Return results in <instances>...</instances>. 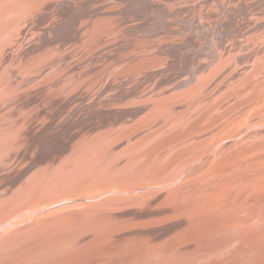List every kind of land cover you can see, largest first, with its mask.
Instances as JSON below:
<instances>
[{"label": "rangeland", "instance_id": "374dc122", "mask_svg": "<svg viewBox=\"0 0 264 264\" xmlns=\"http://www.w3.org/2000/svg\"><path fill=\"white\" fill-rule=\"evenodd\" d=\"M118 3L0 0V264H264V0Z\"/></svg>", "mask_w": 264, "mask_h": 264}, {"label": "bare ground", "instance_id": "6f19581e", "mask_svg": "<svg viewBox=\"0 0 264 264\" xmlns=\"http://www.w3.org/2000/svg\"><path fill=\"white\" fill-rule=\"evenodd\" d=\"M93 1V0H92ZM108 1H116V5H117V3L118 2H123V3H127V2H129V0H108ZM133 1V0H132ZM137 1V0H136ZM141 1V3L143 2V3H147V0H140ZM218 3H221L222 2V0H216ZM97 2V1H96ZM98 3H100V2H98ZM140 3V4H141ZM154 3V2H153ZM59 4V7H64L65 5L67 6V4H70L69 2L68 3H66V2H63L62 3V6H60V3H58ZM76 4H78V2H74V4H72V5H69V6H72V7H75V5ZM83 4V3H82ZM100 4H102V3H100ZM119 4V3H118ZM132 4V3H131ZM150 4V3H149ZM152 4V3H151ZM155 4V3H154ZM123 5V4H122ZM126 5V4H125ZM156 5H158L157 3H156ZM118 6H120V5H118ZM143 6V5H142ZM146 6V5H145ZM165 6V5H164ZM177 6V5H176ZM58 7V6H57ZM122 7V6H121ZM129 6H127V8H128ZM131 7L133 8V6L131 5ZM131 7H129L130 9H132ZM141 7V6H140ZM140 7H138L139 8V10H138V8H137V10L135 9V7H134V9L133 10H136L137 12H139L140 10H142V11H146L147 10V8L146 7H141V8H144V9H140ZM109 8V7H108ZM115 8H116V6H115ZM155 8V7H154ZM158 8V7H157ZM87 9H89V8H87ZM130 9H126L127 11H129ZM161 9V8H160ZM165 9V8H164ZM124 10H125V8H124ZM132 10V12H134ZM166 10V9H165ZM177 10L178 9H176V12H177ZM131 11V10H130ZM152 11V10H151ZM154 11H156V10H154ZM153 11V12H154ZM159 11V10H158ZM192 12L194 11L195 12V9H192L191 10ZM87 12V11H86ZM113 12V11H112ZM126 12V11H125ZM147 12V11H146ZM167 12V11H166ZM165 12V13H166ZM169 12V11H168ZM175 12V11H174ZM88 13V12H87ZM90 13V12H89ZM88 13V14H89ZM121 14H114L115 16H110V15H108V16H110V18H108V19H111V21L113 20V19H118V18H122V17H127L128 16V14L129 13H124L123 11H121L120 12ZM164 13V12H163ZM179 13H181L180 12V8H179ZM152 14V13H151ZM151 14H149V15H151ZM43 15H44V17H46V15L47 14H45V13H43ZM80 15V14H79ZM164 15V14H163ZM162 15V16H163ZM167 15V14H166ZM165 15V16H166ZM48 16V15H47ZM85 16V15H84ZM86 16H87V14H86ZM159 15H157V17H158ZM83 16H81V18H82ZM113 17V18H112ZM157 17H156V19H157ZM164 17V16H163ZM78 18H80V17H78ZM84 18V17H83ZM82 18V19H83ZM167 18V19H166ZM74 19H76V20H74ZM88 19V18H87ZM106 19V18H105ZM165 19L166 20H168V17H165ZM73 20L74 21H72V19L70 20V22H67V23H69V28H64L63 30L61 29V30H59L60 31V33H61V35H63L64 33L63 32H66V31H71V30H78L77 28H76V25H78V24H82V26H84L85 25V22L83 21V23L81 22V21H78L79 19H77V17H75V18H73ZM158 20V19H157ZM77 22V24H76V22ZM148 22V21H147ZM157 22V21H156ZM169 23H171V20H169L168 21ZM158 23V22H157ZM34 24V23H33ZM62 24V23H61ZM65 25H66V23H64V25H62L63 27H65ZM6 26V25H5ZM62 26H60V27H62ZM60 27H59V29H60ZM62 27V28H63ZM78 28H79V25H78ZM159 28H161V25H160V27ZM200 28V27H199ZM54 29H56V28H54ZM53 29V30H54ZM89 29H90V26H88L86 29H84V31L85 32H87V31H89ZM57 30H58V28H57ZM56 30V31H57ZM201 30H203V29H201ZM200 30V31H201ZM208 30L210 31V28H208ZM198 31H199V29H198ZM213 31H215L216 33L217 32H220L221 31V26L220 27H218V26H216V28H215V30L212 28V32ZM50 32V31H49ZM53 32V31H52ZM203 32V31H202ZM201 32V33H202ZM57 33V32H56ZM59 33V34H60ZM63 33V34H62ZM66 34H68V33H66ZM197 34H199V33H197ZM48 35V34H47ZM54 35H56V34H54ZM204 35V34H203ZM211 35V34H210ZM222 35H223V37H221V39L222 38H224V43H226L227 44V39H226V36L222 33ZM50 37H51V35H49ZM64 36H65V34H64ZM40 37V36H39ZM45 37V36H44ZM39 39V38H38ZM42 39V38H41ZM148 39V38H147ZM150 40V39H149ZM148 41V40H147ZM37 43V42H36ZM35 43V44H36ZM43 43V42H42ZM34 45V44H33ZM212 45H213V47H212ZM36 46V45H35ZM37 47H38V45H37ZM209 47L210 48H215L214 49V51H213V49L211 50V51H213V53H212V55L214 54V56L216 57V58H218V59H220V57L222 56V55H224V61H229L230 60V58H231V56H232V54H231V52H229V51H226V53H225V50H222V46H220V48H218V46L215 44V43H209ZM219 49H220V51H219ZM44 52L42 53V54H40L39 56H37V60L39 61V62H42L43 61V56H44ZM57 55V54H56ZM59 57V56H58ZM56 59H57V57H55ZM182 58V60H181V66H186L187 64H189V65H192V66H194V70H195V76H194V78H193V81H195V82H197L198 81V79H199V75H198V68L200 67V65H202V64H204V59L202 58V56H201V53L200 54H196V55H194L193 57H191L190 59H189V61H188V58H185V57H181ZM32 58H30L29 60H31ZM218 59H217V61H218ZM165 60H167V59H165ZM213 60H215V58L213 57ZM54 61V60H53ZM52 61V62H53ZM169 61V60H168ZM168 61H167V64L169 65L170 63H171V65L173 64L172 63V61L170 60L169 62L170 63H168ZM29 62V61H28ZM51 62V63H52ZM174 62V61H173ZM213 62V61H212ZM166 63V62H165ZM210 63V62H209ZM166 64V65H167ZM206 64H208V63H206ZM20 65V64H19ZM258 66H261V64L260 65H258V64H255L254 65V67H253V69L254 68H256V67H258ZM169 67V66H168ZM240 68V67H239ZM211 70L209 69L208 71H207V73H209ZM206 73V74H207ZM212 75V73L211 74H209V76H211ZM214 75V74H213ZM18 76V75H17ZM18 93V92H17ZM68 118H65V120H67ZM62 122H64V121H60V122H58L57 124H56V126L57 125H59L60 123H62ZM66 126H68V131H66V134L64 135V140L65 139H68V136L70 137V138H73V136H74V129H75V126H74V124L73 123H71L70 125L69 124H67ZM46 133V132H45ZM46 139V138H45ZM229 140V139H228ZM224 142V141H223ZM225 143V142H224ZM223 143V144H224ZM258 145V144H257ZM217 146H221V145H219V144H216L215 145V147L212 149H210L209 151V153L206 155V154H204L202 157L204 158V157H207L208 155H210L211 153H213L214 151H217V150H219L220 149V147H217ZM190 150H188V151H185V152H183V153H180V154H178L177 156L175 155V157L170 161V164H171V166L174 164V163H176L177 161H179V160H181L182 158H184V156H186V154L189 152ZM243 155V152H239L238 154H236V155H234V154H231V155H228L227 157H225L221 162H220V165H222V164H227V163H229L231 160H235V159H238V158H240L241 156ZM25 156V155H24ZM201 157V158H202ZM200 158V159H201ZM23 159V158H22ZM200 159H198V160H200ZM22 161V160H21ZM20 163V162H19ZM18 163V164H19ZM39 168V166L37 167V169ZM185 168H187L186 166H184L183 167V170H185ZM34 170H36V169H34ZM187 170V169H186ZM36 172V171H35ZM184 173H185V171H183ZM31 174H33V173H31ZM180 175V174H179ZM184 175V174H183ZM186 175V174H185ZM30 176V175H29ZM182 177V176H181ZM184 178V177H183ZM178 179V178H177ZM183 180H185V181H183ZM186 182H188L187 181V179H182V180H180V179H178V181L175 183L176 185L174 186L173 185V189H171V191H176L178 188H181V187H183L185 184H186ZM168 183V182H167ZM186 191V190H185ZM191 191V190H190ZM185 192H179L178 191V193H177V195L176 196H173L172 198H174V199H180L182 196H183V194H184ZM119 194V193H118ZM130 195V194H129ZM171 198V197H170ZM169 198V199H170ZM211 198H213L214 199V197L211 195ZM47 200V199H46ZM48 201V200H47ZM68 201H71V200H68ZM39 203H42V202H39ZM211 203V199H209L208 201H207V204H210ZM43 204H44V202H43ZM187 203H185L184 201L182 202V205H186ZM206 207H208V206H205L204 208H206ZM203 208V209H204ZM210 209H211V206L209 207ZM163 211V210H162ZM208 211V210H207ZM210 213H211V211H210ZM20 214V213H19ZM34 225H36V224H34ZM38 225H39V223H38ZM131 230V229H130ZM187 232V231H186ZM193 232H194V227H191L190 228V231H188L187 232V234L189 235V236H191V237H193ZM91 240V239H90ZM161 243V242H160ZM141 244V243H140ZM173 245V244H172ZM171 245V246H172ZM76 247V246H75ZM131 247V246H130ZM71 248V247H70ZM122 248H124V247H122ZM126 249H127V247H125ZM68 249V248H67ZM121 249V248H120ZM133 249V248H132ZM172 249V248H171ZM69 250V249H68ZM71 250V249H70ZM46 251V250H45ZM170 251V250H169ZM52 252V251H51ZM102 253V252H101ZM144 253V252H143ZM147 253V252H146ZM145 253V255H147ZM123 254H125V253H123ZM164 255V254H163ZM121 256V255H120ZM125 257V256H124ZM119 258V257H118ZM121 258H122V256H121ZM43 260V259H42ZM47 260V259H46ZM118 260H121V259H118ZM162 260V259H161ZM164 260V259H163ZM36 261V260H35ZM108 262V261H107ZM138 262V261H137ZM141 262V261H140ZM64 264L62 261H60V260H57V259H55L53 262H50L49 264ZM136 264V263H135ZM138 264V263H137Z\"/></svg>", "mask_w": 264, "mask_h": 264}]
</instances>
